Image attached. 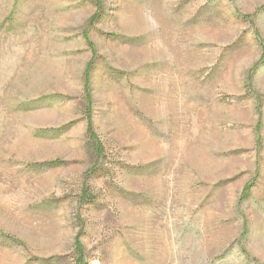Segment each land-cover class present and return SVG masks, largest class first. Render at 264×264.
Listing matches in <instances>:
<instances>
[{
    "label": "rangeland",
    "instance_id": "1",
    "mask_svg": "<svg viewBox=\"0 0 264 264\" xmlns=\"http://www.w3.org/2000/svg\"><path fill=\"white\" fill-rule=\"evenodd\" d=\"M78 240L264 264V0H0V264Z\"/></svg>",
    "mask_w": 264,
    "mask_h": 264
},
{
    "label": "trees",
    "instance_id": "2",
    "mask_svg": "<svg viewBox=\"0 0 264 264\" xmlns=\"http://www.w3.org/2000/svg\"><path fill=\"white\" fill-rule=\"evenodd\" d=\"M88 131H89L91 137L94 140H96L97 142H99L98 137L96 136V134L94 132L93 125L90 122V119H89ZM260 141H261V139H259V143H260ZM102 154H103V146L99 142L98 155L101 156ZM77 248H78V252H79V259H78L76 264H84V255H83L82 245H81L79 240L77 241Z\"/></svg>",
    "mask_w": 264,
    "mask_h": 264
}]
</instances>
